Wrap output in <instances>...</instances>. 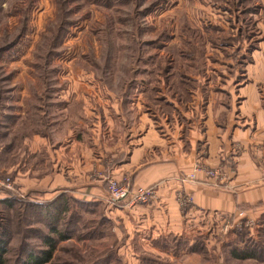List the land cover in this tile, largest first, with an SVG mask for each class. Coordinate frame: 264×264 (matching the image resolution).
I'll return each mask as SVG.
<instances>
[{"label":"rangeland","instance_id":"374dc122","mask_svg":"<svg viewBox=\"0 0 264 264\" xmlns=\"http://www.w3.org/2000/svg\"><path fill=\"white\" fill-rule=\"evenodd\" d=\"M241 2L0 0V146L15 145L16 148L12 149L5 167L12 165L26 151L24 144L20 143L21 139L30 140L38 134H56L62 126L65 129L73 127L77 110H67V101L75 104L76 93H84L92 105L97 94L100 98L105 93H112L117 99L124 100V108L128 109L133 108L131 91L139 87L149 96L150 99L142 95L140 98L143 102H150L153 114L163 106L162 96L168 100L178 93H185L181 89L182 86H189L185 76L201 80L198 83L191 81V90L204 88L206 91L203 90L202 94H208V86L216 85L214 78L218 80L223 74L240 75L253 51L248 53L247 49L264 41V0H247V4ZM239 11H244V15ZM226 39L230 40L231 47L223 52L222 42L226 44ZM164 67L167 72L162 74ZM162 76L167 78L168 84L158 82ZM182 78L184 83L178 85ZM181 103L186 107V101ZM261 166L264 164L258 167L260 179L264 182ZM203 168L213 188L236 193L227 178L230 172L227 176L224 174L226 166ZM203 168L196 164L191 172L195 175L194 181L183 182L185 175L181 184L194 183L196 174ZM206 172L218 174L208 176ZM10 176H0V181L7 179L11 184L10 189L0 186V190L8 192L16 200L37 202L19 192ZM126 178L130 187L136 188L131 179ZM109 179L114 178H104L105 188ZM179 193L192 197V204L182 209L178 202ZM174 199L181 214H186L194 205L193 196L181 190L175 192ZM22 213L19 225L22 232L19 233L28 236L25 240L27 244L38 248L40 241L27 232L31 229L45 231L43 223L36 214ZM241 213L239 210L234 215L223 216L214 234L211 251L206 248V252L199 253L200 258L194 264H264L255 260L233 259L225 245L237 239L241 232L235 225L240 223L244 227L240 230L249 231L258 241L262 228L260 220L243 217V214L240 217ZM10 215H14V209ZM71 220L74 222V219ZM101 220L108 225L107 229L102 227ZM247 220H251L253 226L247 227ZM72 225L74 227L69 229L73 230L71 236L57 244L49 264H147L145 260L143 262L146 255L174 264L192 263L185 261L181 253L177 257L170 253L169 259L141 252L137 262L128 259L123 239L115 237L111 225L99 215L83 214ZM200 230L202 232L195 237L201 238L204 245L210 233ZM88 234H93V238L84 237ZM20 242L21 236L13 230L8 264H14ZM186 247L189 246L184 244L179 252L189 254L185 251Z\"/></svg>","mask_w":264,"mask_h":264},{"label":"crops","instance_id":"0c3cea01","mask_svg":"<svg viewBox=\"0 0 264 264\" xmlns=\"http://www.w3.org/2000/svg\"><path fill=\"white\" fill-rule=\"evenodd\" d=\"M244 64L240 75L214 78L216 85L208 86V94L200 88L185 97L176 94L167 100L161 95L172 107L169 112L162 106L151 114L150 102L140 97L150 98L139 87L131 91L133 108L128 109L112 93L100 98L97 94L93 105L84 93H76L75 104L82 108L77 123L74 118L76 125L21 139L26 151L7 168L15 145L0 146V176L11 174L19 192L53 212L63 206L60 223L72 222V215H99L115 237L123 239L126 257L136 262L141 252L169 258L173 238L191 246L200 229L210 233L204 246L211 251L223 216L240 210L252 220L264 217V182L258 169L264 164V41L253 47ZM196 164L226 166L224 174L230 172L227 178L236 193L213 188L204 168L194 183L181 184ZM106 177H129L136 188L153 187L156 199L147 205L109 206ZM179 190L194 199L186 214L174 199ZM7 197L10 194L0 190V199ZM199 253L181 255L194 264Z\"/></svg>","mask_w":264,"mask_h":264},{"label":"trees","instance_id":"16d2710c","mask_svg":"<svg viewBox=\"0 0 264 264\" xmlns=\"http://www.w3.org/2000/svg\"><path fill=\"white\" fill-rule=\"evenodd\" d=\"M241 1H244V4H247L250 0H239V4H242ZM238 12V10H236ZM241 15H244V11H239ZM226 47L223 45L222 42V51L225 52L227 51V47H231V42L229 39H226ZM252 47V46H251ZM247 49L248 53L253 50L252 48ZM236 51V50H235ZM166 67V66H165ZM164 67V71L162 74L167 72V68ZM166 70V71H165ZM187 79V83H189V86H182V91H185V95L182 94L184 97L192 91V83L194 82L191 80L190 77L185 76ZM156 78H154L155 80ZM175 79V78H174ZM173 79V80H174ZM159 80V81H158ZM158 82L164 81L165 83L168 82L167 78L163 77L161 80L158 78ZM186 82V81H185ZM184 83L183 78L177 82L179 85ZM168 84V83H166ZM176 85V84H175ZM189 89H187V88ZM186 88V89H184ZM179 94V93H178ZM177 94V95H178ZM181 94H179L180 96ZM181 95V96H182ZM174 96V95H173ZM182 96V97H183ZM172 97V95H171ZM174 98V97H172ZM181 98V97H180ZM163 101V98L162 100ZM168 104V103H167ZM164 104L163 106H167V109H171L169 105ZM76 109L77 112L75 113L76 116H74L75 119L79 118V112L81 111V105L80 104H67V110ZM0 264H8V252H9V245H10V240L12 236L13 230H16L17 233L21 236V242L20 245L17 249L16 253V259L14 264H49L52 262L53 259V254L55 252L56 246L59 242L64 241L69 239L71 236V233L73 230H69L70 227H72L73 223L75 222H67L65 223H60L59 218L61 216V212L65 209L62 206H58L59 210H53L49 208L48 205L46 204H35L31 202H24L20 200H16L13 197H7L0 199ZM14 209V215H10V211ZM22 212H30L31 215L36 214L42 221L43 223V229L45 228V231L42 229H35V230H29L27 232L28 234L32 235L33 238L37 239L40 241V244L38 248H34L33 246H30L27 244L25 241L28 236H24L23 233L20 231L19 225L22 223V219L20 216H23ZM71 219H78V216L72 215ZM102 222V227L103 228H108V225L101 220ZM63 224V225H62ZM72 225V226H69ZM260 226H262L260 233L258 235V241L254 240V237L251 235L249 231L246 230H241L238 235L237 239L227 245V249L233 259L236 260H255V261H260L264 262V217L261 218L260 220ZM61 227H64V230H61ZM74 227V226H73ZM69 230V231H68ZM239 232V231H238ZM27 234V235H28ZM87 238H93V234H88V236H84ZM201 238H196L193 242V244L189 247H186L187 251L186 253H204L206 252L205 246L200 240ZM175 240L176 244H174V252L173 255L177 257L181 252H179L182 248V246L185 244L183 240H178L177 238H173ZM242 244V245H241ZM204 251V252H203ZM144 257H146L144 259ZM165 259V258H164ZM144 260L147 262V264H166V263H171L174 264L173 262H168V261H163L159 260L157 258H153L151 256H143V262ZM150 261V262H149Z\"/></svg>","mask_w":264,"mask_h":264},{"label":"built area","instance_id":"2783aa9c","mask_svg":"<svg viewBox=\"0 0 264 264\" xmlns=\"http://www.w3.org/2000/svg\"><path fill=\"white\" fill-rule=\"evenodd\" d=\"M260 173L264 178V166L260 167ZM208 176H217L218 173H207ZM195 179L194 174H188L186 179H183V182H193ZM129 179L125 178L122 182H117L114 179H109L106 181V193H107V204L109 206H117L121 204H126L128 206H136V205H146L153 202L156 199V192L154 188H131ZM0 186L10 189L11 184L7 179L0 181ZM178 195V194H177ZM23 200H25L23 198ZM178 202L180 207L186 208L187 206L192 204V197L190 196H181L180 193L178 195ZM242 216V213L240 217ZM247 227L253 226V222L251 220H247L246 222ZM235 227L241 231L243 224L240 223L239 225H235Z\"/></svg>","mask_w":264,"mask_h":264}]
</instances>
